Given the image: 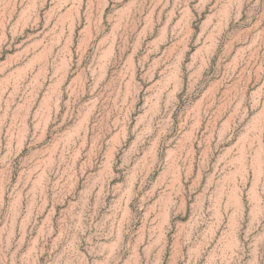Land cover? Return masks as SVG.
<instances>
[{"label":"rangeland","instance_id":"obj_1","mask_svg":"<svg viewBox=\"0 0 264 264\" xmlns=\"http://www.w3.org/2000/svg\"><path fill=\"white\" fill-rule=\"evenodd\" d=\"M0 264H264V0H0Z\"/></svg>","mask_w":264,"mask_h":264}]
</instances>
